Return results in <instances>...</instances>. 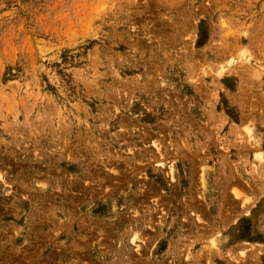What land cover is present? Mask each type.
Instances as JSON below:
<instances>
[{
  "label": "rangeland",
  "instance_id": "1",
  "mask_svg": "<svg viewBox=\"0 0 264 264\" xmlns=\"http://www.w3.org/2000/svg\"><path fill=\"white\" fill-rule=\"evenodd\" d=\"M0 264H264V0H0Z\"/></svg>",
  "mask_w": 264,
  "mask_h": 264
},
{
  "label": "bare ground",
  "instance_id": "2",
  "mask_svg": "<svg viewBox=\"0 0 264 264\" xmlns=\"http://www.w3.org/2000/svg\"><path fill=\"white\" fill-rule=\"evenodd\" d=\"M162 164V163H161ZM167 167V166H165ZM167 175L169 177V181L170 182H175L176 177H175V174H174V170H173V166L172 165H169L168 168H167ZM147 190V189H146ZM92 192V191H91ZM96 192V191H95ZM144 192V191H143ZM145 193V192H144ZM144 195V194H143ZM46 197V196H45ZM63 197V196H62ZM142 200V199H141ZM70 202V201H69ZM186 218V217H185ZM131 223V222H130Z\"/></svg>",
  "mask_w": 264,
  "mask_h": 264
}]
</instances>
